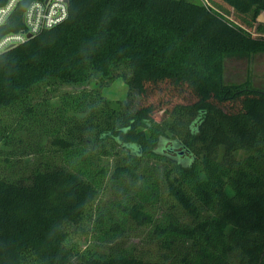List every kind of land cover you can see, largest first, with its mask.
<instances>
[{
    "label": "trees",
    "instance_id": "trees-1",
    "mask_svg": "<svg viewBox=\"0 0 264 264\" xmlns=\"http://www.w3.org/2000/svg\"><path fill=\"white\" fill-rule=\"evenodd\" d=\"M223 1L254 20L264 12V0ZM26 4L0 36L22 27ZM69 10L59 26L0 53V111L44 82L81 85L91 73L111 77L120 64L132 93L115 102L94 97L66 130L79 143L54 140L69 164L38 168L28 184L0 176V264H264V88L225 77L228 58L264 53V35L194 0H70ZM7 139L0 128V146ZM94 147L99 158L123 150L111 175L125 185L120 217L151 227L158 258L100 256L69 242L70 228L107 225L94 209V164L84 173L71 164ZM151 156L171 163L162 181L139 165ZM158 200L170 201L162 219L152 210ZM109 227L117 232L121 222Z\"/></svg>",
    "mask_w": 264,
    "mask_h": 264
},
{
    "label": "rangeland",
    "instance_id": "rangeland-1",
    "mask_svg": "<svg viewBox=\"0 0 264 264\" xmlns=\"http://www.w3.org/2000/svg\"><path fill=\"white\" fill-rule=\"evenodd\" d=\"M194 1L201 3V0ZM205 1L210 5L209 8L235 26L264 35V19L259 18L260 14L254 20L252 13L240 12L223 0ZM128 70L126 64H120L109 78L91 73L88 82L81 85L50 80L34 88L26 101L1 110L0 128L5 133H9L10 140L7 139L8 142L5 141L0 146V176L28 184L31 182L33 171L38 168L69 164L70 159L65 158L64 152L62 153L59 146L53 143L54 140L68 139L66 130L87 114L92 108L90 101L94 97L105 98L109 102L126 100L127 94L132 93L127 84ZM225 77L229 83L251 80L256 87L264 88V53L251 58H228L225 63ZM139 99L138 96L135 97L134 107ZM82 100L89 103L80 106ZM29 106L35 108L34 113L29 112L27 109ZM84 107L88 110L86 111ZM160 116L161 114L158 115L159 118ZM69 139L78 144L80 138L72 134ZM117 151L123 152L119 148ZM117 154L99 158L97 148L94 147L88 151L87 160L71 161L73 168L81 173L88 171L89 164H94L90 169L99 174L95 179L99 184V194L94 209L106 214L107 225L99 229L94 228L89 233L70 228L69 242L77 243L81 250L88 249L100 256L124 252L154 260L162 255L163 251L159 247L158 238L151 233V227L139 226L133 221L127 222L123 215L122 218L120 217L118 207L119 201L125 195V185L111 179L116 164H123L122 154ZM167 162H169L167 159L151 156L141 160L139 165L147 176L162 181V169L166 167ZM102 168L105 169L103 174L99 172ZM125 182L130 181L125 180ZM228 192L231 193L230 190ZM163 194L166 197L165 185ZM169 205L170 201L166 203L158 200L152 206L155 218L162 219L171 213ZM180 217L189 221L184 215ZM117 221L121 222V230L113 232L109 226Z\"/></svg>",
    "mask_w": 264,
    "mask_h": 264
},
{
    "label": "built area",
    "instance_id": "built-area-1",
    "mask_svg": "<svg viewBox=\"0 0 264 264\" xmlns=\"http://www.w3.org/2000/svg\"><path fill=\"white\" fill-rule=\"evenodd\" d=\"M25 0H4L0 4V29L7 25ZM22 13V27L0 36V53L23 44L42 32L51 30L69 18L70 0H26ZM201 3L207 5L205 0ZM259 18L264 19V12Z\"/></svg>",
    "mask_w": 264,
    "mask_h": 264
}]
</instances>
